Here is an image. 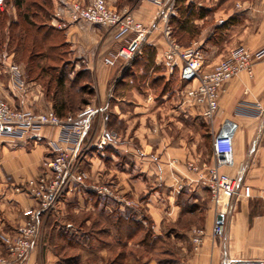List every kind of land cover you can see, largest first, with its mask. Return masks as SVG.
Masks as SVG:
<instances>
[{"label":"crops","instance_id":"1","mask_svg":"<svg viewBox=\"0 0 264 264\" xmlns=\"http://www.w3.org/2000/svg\"><path fill=\"white\" fill-rule=\"evenodd\" d=\"M106 1L116 10L129 11L146 27L157 19L156 8L142 0ZM72 2L88 0H50L52 14L43 25L61 36L73 64L71 74L88 79L84 110H102L89 118L80 146L81 169L89 177L86 183L110 185L114 197L87 189L76 193L81 189L77 185L69 189L52 210L38 214V242L24 264H224L230 259L264 258V216L248 224L239 202L226 200L215 212L197 175L185 168L192 161L211 164V158L199 155L198 145L206 143L209 151L210 132L231 120L237 125L234 166L220 172L238 177L240 184L251 188L253 199L264 201V115L257 116L255 108L264 107V57L254 60L251 76L241 73L223 85L210 129H194V123L205 121L183 93L178 99L170 93L155 94L159 79L169 83L174 76L161 66L164 43L159 31L145 39L147 51L142 49L128 63L107 67L102 58L115 53L122 42L105 28L70 22ZM190 4L203 13L195 22L199 41L193 42L213 57L204 72L237 46L251 53L264 49V0ZM22 21L12 3L0 7V98L15 110L46 111L50 102L12 46L21 34L13 28L20 29ZM57 135V128L41 127L24 139L0 136V256H6L4 239L36 210L35 200L17 190L46 170L52 158L48 142ZM70 199L83 200L88 208H68L65 202ZM143 214L151 223L147 243L128 235L130 225L144 227ZM219 215L226 233L214 241L211 229ZM194 229L204 234L196 252L191 244ZM159 246H167L169 254Z\"/></svg>","mask_w":264,"mask_h":264},{"label":"built area","instance_id":"2","mask_svg":"<svg viewBox=\"0 0 264 264\" xmlns=\"http://www.w3.org/2000/svg\"><path fill=\"white\" fill-rule=\"evenodd\" d=\"M194 3L195 0H185ZM4 0H0V6ZM157 10V19L146 27L125 10L110 7L106 0H88V3L72 2L68 7V18L72 23H86L107 29L112 38L122 42V46L112 54L102 58L107 67H115L119 62L132 61L141 51L145 39L158 30L164 43L161 65L169 75L176 69L180 78L187 83L183 99L197 109L208 126H212L218 113V98L223 85L238 76L252 74L255 59L264 57V49L251 53L243 46L228 51L227 55L214 64L209 71L203 69V52L199 46L183 48L173 37L169 24L175 14V0H142ZM59 18V13H55ZM257 116L264 115V107L255 105ZM98 111L85 109L75 118L60 120L51 109L40 112L22 111L11 108L0 98V136H13L19 139L28 137L41 127H54L58 135L48 145L52 158L46 170L37 178L26 181L21 189L36 202V210L28 213L27 219L16 229L15 234L4 239L6 256H0V264H24L35 249L39 238L38 214L52 210L59 199L75 185L84 187L101 197H114L112 187L103 184L86 183L87 175L81 169L80 146L87 130L89 118ZM237 125L225 120L216 131L210 132L211 164L186 162L187 171L197 175L199 185L205 188L214 211L218 212L223 200L235 203L252 198L249 186L240 184L237 178L220 172V168H233V141ZM241 174L240 171L237 175ZM86 183V184H85ZM181 189V187H179ZM224 224L214 223L211 229L212 240L225 234ZM203 231L194 229L191 236L193 250L202 245ZM224 264H264V258L227 260Z\"/></svg>","mask_w":264,"mask_h":264},{"label":"trees","instance_id":"3","mask_svg":"<svg viewBox=\"0 0 264 264\" xmlns=\"http://www.w3.org/2000/svg\"><path fill=\"white\" fill-rule=\"evenodd\" d=\"M5 1V0H4ZM10 3L17 10L19 18H22L23 26L20 29L13 28V30L19 34L12 42V46L16 52L21 56L20 60L24 62L28 69V76H30L34 70L38 71L36 81L40 80V76L51 75V79L47 82V87L54 79V91L52 93L51 99H47L51 104V110L57 116L58 119L64 120L68 116L70 105L69 101L63 95V74L66 73L65 67H59L58 64L64 59L66 55L65 47L61 42V36L54 32L51 28H47L43 25L52 14V8L50 0H6L5 6ZM174 9L176 15L169 18L170 26L174 24L172 28V34L174 39L178 38L180 34L188 38H192L199 35V26L195 24L197 20L202 18V11L196 10L191 4H186L185 0H175ZM5 17H2L1 26L4 24ZM29 18H31L29 20ZM185 40V37L178 38L177 40ZM22 40V42H20ZM176 40V42H177ZM178 43V42H177ZM145 50V49H144ZM148 49L146 48V51ZM40 65H38V64ZM34 65V66H33ZM56 74L57 77H53ZM83 75L75 74V79L72 80V84L81 82ZM86 78V77H84ZM34 79V78H33ZM38 79V80H37ZM159 81V80H158ZM74 82V83H73ZM158 85V84H157ZM86 85H80L77 94L80 95L82 92V87ZM46 87V89H48ZM90 93V91H88ZM165 93L164 90L160 91L158 94ZM48 93L45 90V97L48 98ZM87 104L84 100L81 105L85 106ZM80 105V102H79ZM144 221L148 222L149 227L144 232L143 226L141 225H130L129 227V237L137 242H149L151 237V223L149 219ZM142 234L144 236H142ZM137 238H139L137 240ZM161 252H167V248H162Z\"/></svg>","mask_w":264,"mask_h":264},{"label":"rangeland","instance_id":"4","mask_svg":"<svg viewBox=\"0 0 264 264\" xmlns=\"http://www.w3.org/2000/svg\"><path fill=\"white\" fill-rule=\"evenodd\" d=\"M5 3H6V0L3 2V4L0 7L4 8L5 7ZM175 15H176V13L174 15L170 16V17H174ZM173 27H174V24L171 25V29ZM198 28H199V31H200V27H198ZM182 37H185V40L184 39L177 40L178 38H182ZM178 38H176V40H177L178 44L181 47H183V48L192 47L194 44H196L195 46L201 47L199 45V43L193 42V41H199L200 32H199L198 36H195V37H192V38H188V37L184 36L183 34H180L178 36ZM220 44H222V41L219 43V45ZM142 49L146 50V47L142 46L140 53L142 52ZM66 50L67 49L65 48L64 50H61V51H66ZM140 53L138 55H140ZM225 53H227V52H225ZM212 58H213L212 56L205 55V53H203V59H204L203 69H205V67H208L210 65V63L213 60ZM38 65H40V64H38ZM58 66L59 67L63 66V67H65V70H66V73L63 74L64 91L62 93H63L64 97L66 98V100H68L69 103H70V105L68 106V108H69L68 110H69L70 113L67 116L75 118V117H77L78 115H80L83 112L85 106L81 105V103L84 100L88 99V97H89L87 95L89 93L88 91H90V86H88V85L82 87V92H81L80 95L77 94V91H78L80 85H83L86 81H88V79L83 77V79H81V82L72 84V80L71 79H75V73L71 74L73 64L68 61L67 55H65L64 59L61 60V62L58 64ZM38 73H39L38 71L34 70L33 73L29 76V78L36 79ZM171 75H174V76L170 79L169 83L168 82L166 83V82H164V80H160L159 79L157 87L154 88V90L156 92L155 94H158L160 91L164 90L166 94L170 93L171 97H174L176 99L181 98V96H182L181 93H183V91L187 88L188 85H187V83H185V82H183L181 80L179 69H176L174 71V73L171 74ZM50 77H51V75H49V76L48 75H43V76L39 77L40 80L38 81V84L41 85V88H42V91H43L44 95H45V90L47 91V93L49 95L48 98H47L48 100L51 99L52 93H53V91L55 89L54 88V82H55L54 79H53V82L50 83L49 87L46 86L47 82L49 81V79H51ZM53 77H57L56 74H53ZM46 87L48 89H46ZM79 102H80V105H79ZM49 109H51V107H49ZM194 109L197 111L196 108H194ZM199 123L201 124V126H199L200 124H196V123L193 124L194 129H196V128L198 129V127L202 128V129L204 128L206 130L210 129V127L207 126V124L203 123V121H200ZM198 152H199V155L203 159H208V158L210 159L211 158L210 149L208 151V145L206 143H204V142H202V143H200L198 145ZM88 179H89V177L87 176V180ZM91 183L92 184L96 183V184L106 185L105 183H102V182H99V181H93ZM81 189L75 190L76 193H81L83 191V189H86V188L81 187ZM85 194L87 196V193H85ZM65 203H66V205H68V208H76V207L79 208V209L88 208L87 207V203L85 201H83V200L76 201V199H74V200L70 199V200H68ZM238 209L244 214L245 217H247L248 224H250L254 217L264 216V201H261L259 199L251 198V199H249L247 201L239 202L238 203ZM143 217L145 219H147L145 214H143ZM148 227H149V224H148V222L145 221L144 227H143L144 232L148 229ZM225 233H226V231H225ZM224 235L222 237H224ZM142 236H144V235L142 234ZM222 237H221V239H222ZM138 239L139 238H137V240ZM219 239L220 238H218V240ZM215 240H217V239H214V241ZM159 247L160 248H157L158 250L163 248L161 246H159ZM165 248H167V246ZM165 248H164V250H165ZM194 252H196V251H194ZM146 253H151V254L153 253L154 254V252H152V251H149V252L146 251ZM146 253L144 254V256H146Z\"/></svg>","mask_w":264,"mask_h":264},{"label":"water","instance_id":"5","mask_svg":"<svg viewBox=\"0 0 264 264\" xmlns=\"http://www.w3.org/2000/svg\"><path fill=\"white\" fill-rule=\"evenodd\" d=\"M222 221H223V219H222V216H217V218H216V223L217 224H222Z\"/></svg>","mask_w":264,"mask_h":264}]
</instances>
